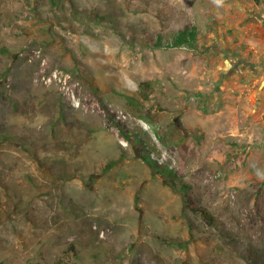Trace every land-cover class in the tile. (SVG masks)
Segmentation results:
<instances>
[{"label": "rangeland", "instance_id": "rangeland-1", "mask_svg": "<svg viewBox=\"0 0 264 264\" xmlns=\"http://www.w3.org/2000/svg\"><path fill=\"white\" fill-rule=\"evenodd\" d=\"M0 264H264V0H0Z\"/></svg>", "mask_w": 264, "mask_h": 264}, {"label": "trees", "instance_id": "trees-1", "mask_svg": "<svg viewBox=\"0 0 264 264\" xmlns=\"http://www.w3.org/2000/svg\"><path fill=\"white\" fill-rule=\"evenodd\" d=\"M254 2L258 3L260 0H253ZM194 38V33L187 27L183 30H181L180 32L177 33V35L174 36V40L172 41V45L177 47V46H181V45H187L190 41H192ZM140 86H142L143 89H148L150 88V83H140ZM193 211H195L194 208H192ZM203 218L208 221V222H212L213 219L211 218V216H209L208 214L205 213H201ZM71 251L73 252V246H71Z\"/></svg>", "mask_w": 264, "mask_h": 264}, {"label": "bare ground", "instance_id": "bare-ground-1", "mask_svg": "<svg viewBox=\"0 0 264 264\" xmlns=\"http://www.w3.org/2000/svg\"><path fill=\"white\" fill-rule=\"evenodd\" d=\"M46 66L44 65V68H45Z\"/></svg>", "mask_w": 264, "mask_h": 264}]
</instances>
